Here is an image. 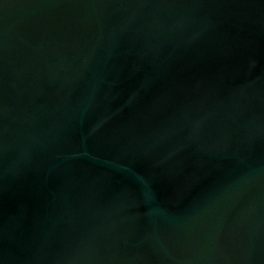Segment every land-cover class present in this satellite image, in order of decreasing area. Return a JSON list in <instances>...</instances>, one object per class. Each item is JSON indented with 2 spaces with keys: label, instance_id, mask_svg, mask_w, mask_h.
<instances>
[{
  "label": "water",
  "instance_id": "water-1",
  "mask_svg": "<svg viewBox=\"0 0 264 264\" xmlns=\"http://www.w3.org/2000/svg\"><path fill=\"white\" fill-rule=\"evenodd\" d=\"M0 264H264V0H0Z\"/></svg>",
  "mask_w": 264,
  "mask_h": 264
}]
</instances>
